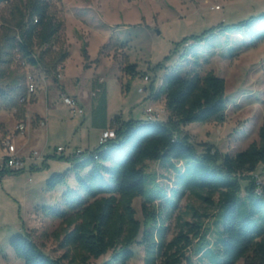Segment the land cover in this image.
<instances>
[{"label":"rangeland","instance_id":"rangeland-1","mask_svg":"<svg viewBox=\"0 0 264 264\" xmlns=\"http://www.w3.org/2000/svg\"><path fill=\"white\" fill-rule=\"evenodd\" d=\"M31 1L10 0L0 5V50L8 52L4 55L6 62L1 65L4 77L0 82L5 86L21 78L27 90L30 83L37 85L24 117H19L15 110H0L1 127L6 134H12L17 124L26 123V135L16 137L17 144L34 147L46 156H52L58 147L66 148L65 156L81 149L94 150L99 147L101 135L91 125L88 108L95 80L106 83L111 115L123 112L126 121L146 120L151 92L154 96L165 76L180 68L184 71L196 68L202 75L212 71L226 81V121L191 123L184 127L200 151L202 144L209 143L223 154H236L259 140V129L264 124V42L233 55L224 38L221 45L216 42L212 49L193 48V42L176 52L175 49L184 38L221 23L235 24L261 15L264 0H43L48 4L49 16L63 23V28L48 46H43L38 37L33 40L31 50L43 61L39 67L30 66L22 52L10 46L14 39L20 42L29 23ZM84 47L89 61L84 58ZM63 52H68V60L55 69ZM195 54L199 55L200 66L194 64ZM130 64L137 65L135 76L126 69ZM159 65L161 68H157ZM147 76L151 86L143 94L139 90ZM63 95H76L79 102L82 100L86 118L73 117ZM160 95L159 104L153 103V107L166 109L164 88ZM166 112L161 121L168 118L167 109ZM42 121L48 123L44 128ZM38 129V136L31 142L30 133ZM47 163L50 166L44 169L36 171L40 169L37 165L0 181V264H24L10 242L16 236L27 235L53 258L62 259L65 264H81L75 250L63 247L61 221L44 211V207H56L63 193L77 185L75 174H70L67 185L50 191L48 180L66 172L69 164L58 159ZM145 168L148 189L150 176L154 174L161 185L170 189L175 173L169 165L147 162ZM257 173L264 180L261 167ZM134 207L137 218L143 221L142 198L134 201ZM194 210L203 216L206 226L213 228L218 209L187 196L169 222V241L178 234L183 222L197 220ZM210 239L214 240V231ZM133 250L135 256L129 264H143L144 247L138 243ZM112 255L109 252L88 264H106Z\"/></svg>","mask_w":264,"mask_h":264},{"label":"trees","instance_id":"trees-1","mask_svg":"<svg viewBox=\"0 0 264 264\" xmlns=\"http://www.w3.org/2000/svg\"><path fill=\"white\" fill-rule=\"evenodd\" d=\"M9 1L0 0V5ZM28 7L29 23L20 42L14 39L10 46L22 52L30 66L39 67L43 61L31 50L33 40L38 37L43 46H48L61 32L63 23L49 16L46 1L32 0ZM223 38L231 45V55L257 47L264 42V13L186 37L175 52L189 42L194 43L193 48L212 49L216 42L221 45ZM7 54L0 50V78L4 77L1 65ZM83 54L89 61L86 47ZM67 58L68 52L61 53L54 68ZM194 64L200 66L198 54ZM126 69L132 76L138 72L135 64ZM163 88L169 112L166 120L126 121L117 115L109 122L106 83L94 81L92 125L115 129L116 137L94 150L47 156L48 161L58 159L69 164L66 172L48 180V190L67 185L70 174H75L77 180L56 207H44L49 217L62 223L63 247L75 250L81 264L109 252L113 255L106 264H129L135 256L133 246L138 243L144 247L143 264H238L242 260L245 264H264V197L255 193L253 176L259 167L264 173V124L259 129V140L241 152L223 154L209 143L202 144L200 151L184 127L226 121L225 79L212 71L202 75L196 68H180L165 76L160 91ZM29 97L23 79L15 78L5 86L0 82V110H16L19 117H24ZM147 162L167 164L174 170L170 189L161 185L155 174L150 176L148 189ZM46 167L47 162L38 170ZM21 172L0 168V181ZM187 196L218 209L214 226H206L203 216L194 210L197 220L183 222L169 241V222ZM137 198H142L143 221L137 218L134 207ZM10 245L24 264H65L45 253L28 235L14 237Z\"/></svg>","mask_w":264,"mask_h":264},{"label":"built area","instance_id":"built-area-1","mask_svg":"<svg viewBox=\"0 0 264 264\" xmlns=\"http://www.w3.org/2000/svg\"><path fill=\"white\" fill-rule=\"evenodd\" d=\"M147 82L150 81L149 76L145 78ZM163 85V83H162ZM37 90V85L35 83L29 84V90L28 94L31 95ZM141 93L147 92V88H141ZM64 103L69 106L71 114L73 117L77 115H85V110L79 105L78 101L67 95H63ZM166 109L164 107L162 108H155L153 107V103L148 107L146 110V114L148 115L149 120H158L162 116L166 114ZM42 126L46 127L47 124L45 121H42ZM16 130L18 133L24 135L27 131V125L25 122H21L17 125ZM116 137V131L115 129L109 128L106 130H103L100 139H99V145L105 144L108 140L114 139ZM0 148H4L6 150V155L4 157V162L1 165V169H10V170H17L22 171L26 169L30 164L34 167L39 165V162H48L47 156L44 155V152L40 151H33L29 156L27 157H21L18 155L17 146L11 142L9 139H5L0 141ZM66 152V148L64 147H58L55 150V155L62 156ZM75 152H80V150H77ZM73 152V153H75ZM255 179V193L258 196L264 197V180L261 178V176L258 173L253 174Z\"/></svg>","mask_w":264,"mask_h":264},{"label":"crops","instance_id":"crops-1","mask_svg":"<svg viewBox=\"0 0 264 264\" xmlns=\"http://www.w3.org/2000/svg\"><path fill=\"white\" fill-rule=\"evenodd\" d=\"M66 60H68V58L66 59ZM67 63V61L65 62V64ZM65 78V77H64ZM145 80V79H144ZM145 85H144V87L143 88H147V91H148V89L150 88V86H151V84H149L150 82H147L146 80H145ZM162 83H163V81L161 82V84H159V86H157V90H156V92H155V95L153 96V93L154 92H151V94H150V97H149V99H150V101H151V103H156V104H159V98L157 97V95H158V92L160 91V89L162 88ZM93 86V85H92ZM141 89V88H140ZM140 91V90H139ZM141 93V92H140ZM146 93V92H145ZM144 94V93H143ZM33 94H31L30 96H32ZM93 95H94V92H93ZM30 98L31 97H29V99L28 100H30ZM73 98H75L76 99V95H75V97H73ZM93 99V98H92ZM162 99V98H161ZM77 100V99H76ZM78 101V100H77ZM165 101V100H164ZM78 103H79V105L85 110V107L83 106V102H82V100H81V102H79L78 101ZM92 103H93V100H92ZM92 103L90 104V105H88V108L90 109V115H91V125H92ZM108 105H109V103H108ZM16 111V110H15ZM71 112V111H70ZM117 115H120L122 118H123V120H126L125 119V117H124V114H123V112L121 113V114H117ZM117 115H111V112H110V108H109V106H108V119H109V122L115 117V116H117ZM84 117L86 118V111H85V115H84ZM48 124V123H47ZM18 125V124H17ZM17 125H16V127H17ZM93 126V125H92ZM16 127H15V130L13 131V133L12 134H6L5 132H3L2 131V127H1V120H0V141H2V140H5V139H9V140H11V142L12 143H14L16 146H17V150H18V155L19 156H21V157H27V156H29L33 151H39L38 149H35L34 147H30V148H28V146H21V145H19V144H17L16 142H15V139H16V137H19V136H25L26 134H24V135H22V134H20V133H18L17 132V130H16ZM44 128V127H43ZM39 129H41V127L39 128ZM39 129L36 131V132H34L33 134H31L30 133V135H31V139H29L31 142L32 141H34V139L38 136V131H39ZM96 129H98L101 133H102V131L104 130L103 128H96ZM82 150V149H81ZM5 155H6V150L4 149V148H0V167H1V165L3 164V162H4V157H5ZM45 164V162H39V165H40V168L41 167H43V165ZM50 165L48 164V167H49ZM69 166V165H68ZM31 168H33V166L30 164L26 169H24V170H22V172L23 171H25V170H27V169H31ZM39 169V168H38ZM37 169V170H38ZM7 177V176H6ZM5 177V178H6Z\"/></svg>","mask_w":264,"mask_h":264}]
</instances>
